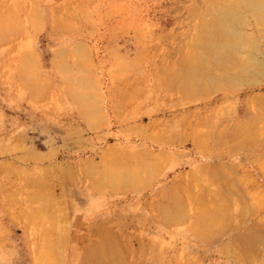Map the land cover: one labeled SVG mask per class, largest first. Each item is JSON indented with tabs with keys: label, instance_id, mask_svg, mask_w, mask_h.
Masks as SVG:
<instances>
[{
	"label": "rangeland",
	"instance_id": "374dc122",
	"mask_svg": "<svg viewBox=\"0 0 264 264\" xmlns=\"http://www.w3.org/2000/svg\"><path fill=\"white\" fill-rule=\"evenodd\" d=\"M218 1L0 0V264H36L45 238L59 233L61 264H84L104 230L125 264L159 254L160 264H264V244L242 252L238 239L264 238V135L255 148L230 135L264 106V74L204 93L161 84L192 35L215 23ZM3 18L20 26L2 28ZM205 132L218 135L201 148ZM109 150L134 153L152 171L138 188L95 193L90 179ZM42 179L43 194L59 201L54 227L35 223ZM168 188L201 193L200 203L184 198L185 217L163 221ZM211 202L225 215L203 240L196 218Z\"/></svg>",
	"mask_w": 264,
	"mask_h": 264
},
{
	"label": "bare ground",
	"instance_id": "6f19581e",
	"mask_svg": "<svg viewBox=\"0 0 264 264\" xmlns=\"http://www.w3.org/2000/svg\"><path fill=\"white\" fill-rule=\"evenodd\" d=\"M224 3V5L219 6L220 9L218 8L221 11L218 16L215 17L216 20L214 19L215 23L211 22L210 24L209 22V25H201L202 31L198 27L200 34L198 36L192 35V39H190L192 41L189 42L188 48L186 47L187 51L181 54L178 62L169 67L167 75L163 83H161L163 85L165 84V88H181L188 93H204L207 89H223L220 88L223 86V83L228 84L227 86L234 84L239 87V85L241 86L240 81L243 83L248 82L249 79L250 81H254L258 73L264 74V66L260 58L262 52L259 47V40L264 42V0H225ZM215 6L217 7V5ZM209 7V9L206 7L205 11L207 10L206 12H208L209 10L208 13L211 14V6ZM210 16L211 19L214 18L212 15ZM220 16L221 18L223 17L222 19L220 18V20H224L217 23ZM211 19L209 18V21ZM55 21L58 22L57 20ZM70 21L71 17L68 16L66 22ZM204 21L200 20V24ZM196 23L199 22L196 21ZM2 24V28H18L20 26V22L12 18H3ZM134 65L135 64L131 63L127 65V68H132ZM233 73L239 76L236 80L233 77ZM24 74L26 75V73ZM27 80L29 81L28 78ZM156 81H159L157 83L161 82L159 79H156ZM215 135H218V133L205 132L196 136L199 146L202 148L205 144L204 142L211 140V137ZM230 135L235 143L255 148L258 145L259 137L264 135V106L259 107V113L254 117L244 121H238ZM110 151L111 150H109L108 153H104L101 157L99 164L101 165V169L98 168L99 174L97 178L90 179L93 180L92 190H94L95 193H103L107 191V189L118 191L119 189L138 188L141 182H143L141 181V177H139L141 172L145 171L146 168L145 172L148 173V167L147 165L146 167L144 166L143 159H140L134 153L128 154L125 153V151L123 152L124 155H122V153H118L117 155V153L114 152L113 155H110ZM155 158L156 156L154 159ZM157 159L161 160L160 156L159 158L157 157ZM91 166L93 167L91 163L86 164L83 173H87V169H90ZM148 170L152 171V168ZM194 180L195 179H193V181ZM36 184L38 190L32 194V201L39 204L40 207L35 210V223L39 225L40 228L41 225L45 223L54 227L57 225L58 220L60 221V217L55 209L59 201L58 199L51 198L49 195L45 196L43 194L44 189L48 191L50 188L48 181L42 179L37 181ZM210 191L211 190H209V193ZM212 193L214 192L212 191ZM200 196H202L201 193L193 194L187 191H182L180 193L175 189H166L163 194L164 202L160 207L161 219L170 223L177 219H183L185 217L184 198L187 200L191 199L193 202L199 200L200 203ZM218 205L214 206V204H212L207 209H205V206L204 209H202L205 211H201L197 215L196 220L202 223L199 225L200 229L197 231V236H199L200 239L207 236L204 232L206 227L209 226V229H212L210 228L211 225H215L217 221L222 222L225 210L222 205L221 207L223 209ZM48 225L46 227H48ZM43 235L41 238H43ZM239 237L241 236L239 235ZM242 238L246 239L242 241ZM238 239L240 244L242 242L245 243V245H242V252L251 250L257 246L258 243H260L259 245L264 244V238L258 234H246L243 235L241 239ZM92 243H94L91 245L93 247L87 250L86 256L84 257V264H125L124 253L121 251L122 248L119 240L111 236L108 231L104 230L100 232L98 241ZM63 250L64 241L62 239V234L59 233L51 239L46 237L42 248L37 252L38 261H36V264H61L62 255L60 254ZM160 257V254L155 256L151 264H160Z\"/></svg>",
	"mask_w": 264,
	"mask_h": 264
}]
</instances>
